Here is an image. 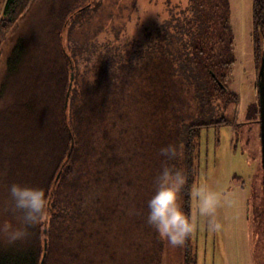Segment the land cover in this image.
<instances>
[{
  "label": "trees",
  "instance_id": "1",
  "mask_svg": "<svg viewBox=\"0 0 264 264\" xmlns=\"http://www.w3.org/2000/svg\"><path fill=\"white\" fill-rule=\"evenodd\" d=\"M42 1L0 0V59L13 44L5 75L15 84L26 76L10 94L15 106L0 112V224L15 223L11 183L43 189L48 200L24 241L0 239V264H196L191 236L172 247L147 224V200L163 146H183L175 163L193 185L201 129L234 124L226 112L239 99L224 73L233 61L217 35L218 5L163 0L168 15L148 30L144 0H66L17 37ZM251 24L260 73L264 0H252ZM256 98L248 122L260 123ZM180 199L190 214L187 187Z\"/></svg>",
  "mask_w": 264,
  "mask_h": 264
},
{
  "label": "rangeland",
  "instance_id": "2",
  "mask_svg": "<svg viewBox=\"0 0 264 264\" xmlns=\"http://www.w3.org/2000/svg\"><path fill=\"white\" fill-rule=\"evenodd\" d=\"M65 3L66 0H43L35 4L16 36H27L32 23H39V19L54 14L56 8H63ZM212 4L218 5L215 8L219 19L218 38L228 47V60L233 61L224 71L229 75L227 85L239 100L235 104L229 103L226 112L234 124L203 127L200 132L199 164L194 184H206L221 193L222 203L216 216L221 229L210 232L206 220L196 217L195 199L190 200V215L197 224L191 234L196 246V264H262L263 224L258 218L262 210L258 189L263 171L260 123L248 122L254 120L253 107L258 103L257 65L251 37L252 0H212ZM140 6L141 24L142 27L146 24L148 30L168 15L163 0H144ZM88 25L87 21L84 32ZM137 33L141 36L142 29ZM7 47L10 52L12 42ZM7 55L0 59L1 113L11 104L15 106L10 94L26 77L18 75L16 84L12 77H6ZM1 202L0 194V205Z\"/></svg>",
  "mask_w": 264,
  "mask_h": 264
},
{
  "label": "clouds",
  "instance_id": "3",
  "mask_svg": "<svg viewBox=\"0 0 264 264\" xmlns=\"http://www.w3.org/2000/svg\"><path fill=\"white\" fill-rule=\"evenodd\" d=\"M161 167L154 177V193L147 200L146 222L156 235L172 247L184 246L197 227L195 218L186 214L181 204V193L187 187V196L196 201V217L204 218L210 232L219 231L217 210L222 194L206 184L188 183L185 169L177 167L176 161L183 155V146L169 143L159 152ZM48 200L43 189L13 182L8 186L6 211L15 223L0 224V239L9 246L24 241L31 228L36 227L46 214Z\"/></svg>",
  "mask_w": 264,
  "mask_h": 264
},
{
  "label": "water",
  "instance_id": "4",
  "mask_svg": "<svg viewBox=\"0 0 264 264\" xmlns=\"http://www.w3.org/2000/svg\"><path fill=\"white\" fill-rule=\"evenodd\" d=\"M263 61L260 66V73H258L257 78V88H258V96H259V105H260V138H261V149H262V165L264 166V78L261 74L263 70ZM73 75L71 74V80Z\"/></svg>",
  "mask_w": 264,
  "mask_h": 264
}]
</instances>
